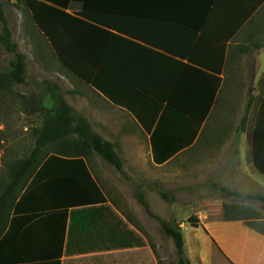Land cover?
Wrapping results in <instances>:
<instances>
[{"label": "crops", "instance_id": "1", "mask_svg": "<svg viewBox=\"0 0 264 264\" xmlns=\"http://www.w3.org/2000/svg\"><path fill=\"white\" fill-rule=\"evenodd\" d=\"M143 1L122 2L125 7L120 12L132 13V8L136 12L127 23V28H132L133 32L107 27L112 33L102 53L92 46L88 52L90 58L79 56L72 60L74 69H80L94 82L86 81L62 63L29 13L31 37H36L33 40L37 49L35 58L42 66L55 67V72L66 81L64 87L57 81L42 79L36 82V89H16V85L28 83V55L15 40L8 20L17 49L25 54L26 68L24 82L0 88V155L5 153L6 147L14 146L16 137H32V126L42 120L39 112L54 105L50 97L54 91L63 95L74 115H82L94 132L114 144L122 168L117 170L93 151L84 161L99 191L91 186L94 200L70 203L48 198L16 199L18 207L12 210L5 228L0 231V264H165L158 255L159 246L146 244L144 214L141 209L138 215L131 213L126 198L127 184L114 180L113 170L122 174L125 167L142 168L146 161L157 168L152 185L153 191L159 194L162 189L159 185L168 183V175L175 172L169 168V163L177 157L186 161L204 158L200 164H186L184 170L186 173L198 170L201 182L210 189L235 192L243 179H248L243 180L244 183L264 181V177L256 173L261 171L253 164L249 140L255 111L264 95L261 90L264 83V0L243 20L240 14L246 9L239 5L256 0H217L211 6H199L193 0L180 3L175 0L162 8L153 5L154 15L148 12ZM105 5L93 2L88 11L109 12L104 10ZM83 9L82 1L70 0L65 10L78 14ZM159 13L167 14V19L164 18L167 21L155 16ZM161 28L167 33L165 44L170 48L161 46L158 34ZM222 45L221 67L216 71ZM8 58L9 54L0 45V71L6 69ZM247 59L250 65L246 70L243 67ZM199 60L208 62V66H203ZM216 76L219 84L214 91ZM52 84L58 88L52 90ZM238 86H243L246 94L240 118L235 122L234 117L229 135L219 138V110L224 109V102L228 106L226 110L230 109V103H235ZM212 92L209 109L199 122ZM249 94L252 102L246 121L250 118L251 123L248 128L245 123L241 128L239 124ZM19 114L25 119L21 129L16 126ZM77 123L78 119L72 122ZM244 132L250 155L242 150L246 139ZM210 142L216 147L212 152H209ZM178 143L183 144L176 148ZM155 147L159 157L170 149L175 152L157 162ZM202 150H206V154L199 155ZM241 156L246 157L250 165L242 167ZM2 169L0 167V172ZM138 193L146 199L141 190L135 191L136 198ZM99 194L103 198L97 199ZM226 196L235 198L234 194ZM232 201L230 209L206 206L196 211L203 224L189 225L188 233L183 234V251L189 264L193 259L202 264L206 256L212 254L213 244L235 264H264V235L245 224L246 219L255 217L237 216L235 200ZM223 204L226 206L225 202ZM187 225V220L180 223L182 230ZM122 234L126 237L123 240L133 241L136 235L144 244L113 246V237ZM175 260L176 256L169 264H175Z\"/></svg>", "mask_w": 264, "mask_h": 264}, {"label": "trees", "instance_id": "2", "mask_svg": "<svg viewBox=\"0 0 264 264\" xmlns=\"http://www.w3.org/2000/svg\"><path fill=\"white\" fill-rule=\"evenodd\" d=\"M69 1L24 0L33 22L47 37L55 54L62 63L86 81L91 80L94 82L93 79L86 77V74L80 69H74L72 60L79 56L86 59L90 58L88 52L92 46L94 48L98 47V51L102 53L104 45L112 33L108 28L122 32H133L132 28H127V23L132 16H136V12L133 8L132 13L120 12V9L125 7L122 4L124 0H80L83 2V11L73 14L65 10L68 7ZM172 1L175 0H144L142 3H144L145 7H148V12L154 15L151 12L153 5L155 8H162V6H166L168 2ZM193 1L199 6H211L216 4L217 0ZM93 2L106 4L104 10L109 12L88 11L90 10L88 7ZM177 2L183 1L177 0ZM249 2L251 3L244 4V2H241V5H239L240 8L245 6L246 9V12H241L240 14L241 20L246 18L258 6L261 0ZM128 6L131 5L128 4ZM148 12L145 13V16ZM150 14L149 17L151 16ZM155 16L159 17L160 21H167L164 18L167 19L168 17L165 13ZM158 34H160L161 46L170 48V46L165 44L167 40L166 31L161 28ZM0 45L9 54L6 69L0 71V88L24 82L26 68L25 54L17 49V43L12 38L11 29L1 0ZM223 48V45L219 48V65H217L216 71H219L221 67L220 64L224 54ZM199 62L203 63V66H208V62L204 60H199ZM218 84L219 77L216 76L214 91ZM50 86H52V90L58 88L56 84ZM98 86L102 88V84ZM261 90L264 94V83ZM50 97L54 105L39 112L42 117L41 123L32 126V137H30L24 153L16 156L15 148L11 145L5 148V153L2 156L0 163V167L3 168L0 172V231L5 228L7 218L12 210L18 207L15 204L18 198H48L50 200H64L70 203L94 200L96 197L91 195L93 192L91 186L96 190L97 186L88 173L84 161V157L89 153L94 151L117 170H121L122 168L121 158L111 141L94 132L82 115H74L72 108L60 92L52 91ZM212 99L213 92L210 95L206 108L201 113L202 116L198 119L199 122H201L203 116L208 111ZM251 102L252 95L249 94L244 115L239 124L241 128L246 121ZM75 119H78V123L72 124ZM249 140L253 164L264 173V95L261 97L260 104L255 111L254 126L250 131ZM181 144L183 143H178L176 148ZM173 152L175 150L170 149L165 155L172 154ZM165 155L159 157L156 154L155 147L154 158L157 162L165 160L167 158ZM79 186L81 187L79 188ZM223 190L229 195H238L237 192ZM97 192L99 191L97 190ZM160 194L168 201H172L174 198L173 194L167 191L161 190ZM246 197L257 199L264 203V192L248 193ZM98 198L103 197L99 194ZM137 198L143 204L147 213L158 221L164 233L171 237L176 250L175 264H189V260L183 251L184 235L180 223L183 220H187L196 225V215L190 214L186 219L181 218L179 220L168 221L151 211L142 193H138ZM120 223L122 226H125L121 220ZM245 224L264 235V218L255 217L253 219H246ZM126 230L128 233L134 235L131 229L126 228ZM135 237L136 239L133 241L123 240L126 238L123 234L113 237V246L144 244L141 238L136 235Z\"/></svg>", "mask_w": 264, "mask_h": 264}, {"label": "rangeland", "instance_id": "3", "mask_svg": "<svg viewBox=\"0 0 264 264\" xmlns=\"http://www.w3.org/2000/svg\"><path fill=\"white\" fill-rule=\"evenodd\" d=\"M2 2L10 26L13 29L15 40L19 42L21 50H24L28 55V83L18 84L16 85V89L22 91H26L28 89H36L38 88V86H36V82H41L42 79L57 81L61 83L62 87L66 86V81H64L65 79L63 78V80L59 77L60 73L58 74L57 72H55V67H45V65L42 66L35 58L37 49L33 44V40L36 37H31L33 34L30 31V26L28 25L30 21L29 11L24 0H2ZM37 32L40 34L39 30ZM43 37L44 36H42V39L46 41V39H44ZM47 44L48 42L46 41V45ZM47 47L49 48L50 45L48 44ZM2 61L3 58L1 57V62ZM249 65L250 61L247 59L244 62L243 68L247 70L249 69ZM243 92V86L236 87L235 103H230V109L226 110V107L228 106L224 102V109L219 110V120L221 126L218 132L220 134L219 138H222L225 135H229V131L231 130V126L233 123L232 120L234 117L235 122L238 120V118H240L242 104L246 99V94ZM249 115H251V113H249ZM16 120L17 128H23L22 123L25 119L22 118V116L19 114ZM250 123L251 120L249 118L245 122L246 128H248ZM244 135H246L245 132L243 136ZM29 138L30 137H16L13 146L15 148L16 156L22 155L24 153L26 147L28 146ZM244 138H246L244 139L245 147L242 150H244L247 155H250V150L248 149V137L244 136ZM210 143L211 144L209 147V152H212V149L216 150V147L212 146V142ZM205 151L206 150H202L198 152V154H206ZM2 155L3 153H1L0 155V163L2 160ZM247 155L246 157H248ZM245 158L243 156L240 157L242 167H245L246 164L250 165V163H247V160ZM202 161L204 162L205 159H202L200 157L192 158L190 159V161H186V159L183 157H177L169 163V168H173L175 172L168 175V183H161L159 187H162L161 190L173 194L174 198L172 201L166 200L162 197L161 194L153 191V175L156 172L155 170H157V168L149 165L146 161H144V166L142 168H139L137 166L125 167V172H123L122 174L114 172L113 170L112 174L115 177L113 179L116 181L125 182L127 184L126 198L127 201H129L128 207L131 213L137 214V212H139V210L141 209L144 214L143 224L145 229L146 244L159 246L158 255L161 261H163L165 264H169L170 260L174 256H176V250L173 241L170 236L164 233L158 221L153 216L149 215L145 208L141 204H139L137 198L134 195L135 191L137 190H141L144 193L146 199L149 202L150 209L154 213L158 214L160 217L168 221L177 220L181 217H185L186 219V215L195 214L197 217V226L199 224H203L200 222V218L198 217L199 214L198 212H196L197 210L202 207L205 208L206 206H210V208L215 209L218 207L219 210L224 208L228 209V207L230 209L229 204L233 202L232 200H235V213L238 214L237 216L246 218H264V203L260 200L250 199L246 197L248 193L264 192V181L261 182V180H249L248 182L244 183L243 180L248 179H243L239 187L235 188V192H237L238 195H235V198H230L226 196L227 193L224 190L216 188L210 189V187H207L205 183H202L198 170L194 173H186V171L184 170L186 164H200ZM256 173L259 177H264V174H262L258 170ZM169 186L172 188H167ZM230 199H232L231 202H229ZM223 202L226 203L227 207L225 206V204H223ZM232 205L233 204H231V207H233ZM187 224L188 225L186 226V228L182 230L183 234H187L190 227L189 225H193L190 221H187ZM238 226L243 227V224L238 223ZM203 227L205 228V225H203ZM191 264H197V262H194L193 259ZM202 264H235V262H233L230 257H227L226 254H223L222 250L217 246V244H213L212 254L206 256V259L204 262H202Z\"/></svg>", "mask_w": 264, "mask_h": 264}]
</instances>
